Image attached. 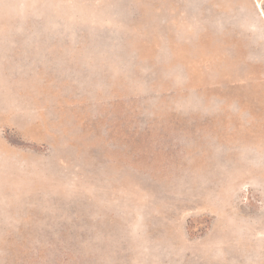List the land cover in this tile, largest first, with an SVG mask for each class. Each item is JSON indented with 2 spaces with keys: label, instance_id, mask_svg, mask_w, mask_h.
Wrapping results in <instances>:
<instances>
[{
  "label": "rangeland",
  "instance_id": "rangeland-1",
  "mask_svg": "<svg viewBox=\"0 0 264 264\" xmlns=\"http://www.w3.org/2000/svg\"><path fill=\"white\" fill-rule=\"evenodd\" d=\"M0 264H264V0H0Z\"/></svg>",
  "mask_w": 264,
  "mask_h": 264
},
{
  "label": "bare ground",
  "instance_id": "bare-ground-1",
  "mask_svg": "<svg viewBox=\"0 0 264 264\" xmlns=\"http://www.w3.org/2000/svg\"><path fill=\"white\" fill-rule=\"evenodd\" d=\"M258 5L260 6V3H258Z\"/></svg>",
  "mask_w": 264,
  "mask_h": 264
}]
</instances>
